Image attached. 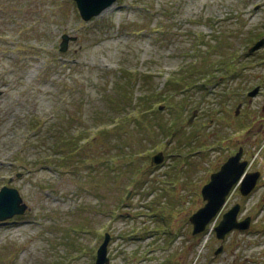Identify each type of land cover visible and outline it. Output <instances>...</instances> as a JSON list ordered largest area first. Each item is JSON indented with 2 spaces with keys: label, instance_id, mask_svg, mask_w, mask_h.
Segmentation results:
<instances>
[{
  "label": "rangeland",
  "instance_id": "374dc122",
  "mask_svg": "<svg viewBox=\"0 0 264 264\" xmlns=\"http://www.w3.org/2000/svg\"><path fill=\"white\" fill-rule=\"evenodd\" d=\"M110 7L0 0V190L27 206L0 221V264H95L106 234L109 264H264V0ZM241 147L254 189L194 235ZM237 204L249 228L219 239Z\"/></svg>",
  "mask_w": 264,
  "mask_h": 264
},
{
  "label": "water",
  "instance_id": "95a60500",
  "mask_svg": "<svg viewBox=\"0 0 264 264\" xmlns=\"http://www.w3.org/2000/svg\"><path fill=\"white\" fill-rule=\"evenodd\" d=\"M75 1L83 19L89 20L92 17L100 15L102 11L112 6L116 0ZM62 39L61 50L65 51L70 38L67 35H63ZM262 43V41L257 43L250 49V52L258 49ZM258 91L259 88L256 87L253 91H250L248 95L253 97ZM238 109L236 113H238ZM162 159V154L158 153V155L152 158V162L159 164ZM242 159L243 148L241 147L234 155L228 158L219 171L211 175L210 181L202 188V197L206 201V204L190 217V222L193 224L194 235L205 230L206 226L224 206L227 196L233 187L239 185V191L242 195H247L254 189L260 172H247L249 163L247 160ZM239 208L240 206L237 204L223 215L222 221L215 228L216 236L219 239H224L225 235L234 229L246 230L249 228L250 218H246L242 221L237 220ZM26 209L27 206L23 203L16 189L7 186L1 188L0 221L10 219L15 215H21ZM108 240L109 235L106 234L105 241L97 251L95 264H109V258L107 256ZM221 250L222 247L218 249L217 253Z\"/></svg>",
  "mask_w": 264,
  "mask_h": 264
},
{
  "label": "bare ground",
  "instance_id": "6f19581e",
  "mask_svg": "<svg viewBox=\"0 0 264 264\" xmlns=\"http://www.w3.org/2000/svg\"><path fill=\"white\" fill-rule=\"evenodd\" d=\"M112 10V7H108L107 9H105L104 11H102V13L100 15H103L107 12H110ZM241 194V193H240ZM250 194V193H249ZM247 194V195H249ZM242 195V194H241ZM247 195H242V196H247ZM209 239V236L207 235L205 238H204V244L207 242V240Z\"/></svg>",
  "mask_w": 264,
  "mask_h": 264
},
{
  "label": "trees",
  "instance_id": "16d2710c",
  "mask_svg": "<svg viewBox=\"0 0 264 264\" xmlns=\"http://www.w3.org/2000/svg\"><path fill=\"white\" fill-rule=\"evenodd\" d=\"M117 111V109H115V112ZM135 116H138V111L137 112H135V114H134ZM114 124L116 125V123L114 122ZM80 140H85V139H82V138H80V139H78V141H80Z\"/></svg>",
  "mask_w": 264,
  "mask_h": 264
}]
</instances>
